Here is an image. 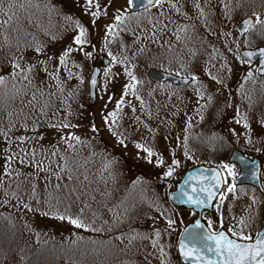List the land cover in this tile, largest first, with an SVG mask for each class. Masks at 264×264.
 Segmentation results:
<instances>
[{
    "label": "trees",
    "instance_id": "16d2710c",
    "mask_svg": "<svg viewBox=\"0 0 264 264\" xmlns=\"http://www.w3.org/2000/svg\"><path fill=\"white\" fill-rule=\"evenodd\" d=\"M84 2L86 3V0ZM93 2L98 3L99 0H93ZM64 3V0H31V3L29 0H3V7L0 8V77L5 79V85L0 88V109H2L0 111V130L5 133L0 136V178L3 180V184L0 185V264H153L149 258L145 260L142 257V250H145L142 241H150V238L152 241L148 243L147 248L160 249L164 253L166 264H170V261L174 262L175 259L170 252L174 246L171 237L180 231L186 220L183 218L181 222L175 223V212L179 214L182 210H174L165 206L163 204L165 192L156 191V181L159 184L168 185L167 188L172 186V183L165 179L168 171L165 174L162 173L163 176L153 179L142 174L141 168L139 170L138 167L125 165L127 172L124 170L119 174L113 167V161L109 160V155L106 153V156L103 153L105 149L97 147V141L94 138L91 139L90 136L84 134L77 135L82 143L76 145L73 152L67 149L62 141V137L69 135L71 127L60 130L51 126L53 124H70L73 116L78 112L77 106H75L76 111H70L69 108L68 111L60 112L58 108L56 109L55 103L61 107L66 106L71 97L78 100L82 91L85 92L83 83L87 71L83 70V60L67 58L65 67L53 55L59 51H62L60 53L62 55L63 47L73 50L77 48L73 41H69L74 25L69 27L65 17L70 16L79 21L87 30V40L92 38L81 17L71 9V12H68ZM228 4L230 7L222 11L217 22L210 15L206 18L201 17L198 22H195L192 20L194 16L191 15V22L187 28L188 35L185 31H180L182 22L178 24L176 18L180 19L181 15L176 16V9L169 6L163 8L162 11L166 13V16L175 21V23H169V20L165 19L164 23L168 25V30L171 31L170 28H172L173 32L176 31L180 40L176 39V35L161 34L169 39L171 51L168 49L167 53L160 56L161 59L159 57L164 65H159L154 59L148 67L174 74L180 72V76L189 78L195 75L197 81L191 79V83L186 87H174L169 83H154L146 77L145 68L142 71L138 70L141 75L137 74L135 65H138L141 56H129L134 46L127 41L129 38L126 39V37L134 31L142 30L139 36L138 32L134 36L138 37L139 41L141 38L143 42L145 37H143L144 23L142 22H148L149 19L154 21L159 14H150L151 11L135 13V19H126L124 25L114 24L116 38L110 37L111 43H107L105 46L113 57L119 59L127 67L126 75L131 72L136 77L138 83L134 89H130L132 78L127 75L129 82L126 84L125 90L130 89L128 96L137 97L147 90H150L151 96L154 95L153 87H148L147 83H149L157 87L166 86L170 93L178 92L181 96L188 97L187 100L192 105L197 106L199 102L201 103L200 111L194 117V126L190 127L192 134L184 143V148L188 152L203 151L206 153V160H203L202 163L217 167L225 165L230 152L235 148L249 153L257 154V152L253 145L251 147L249 145H243V147L233 145L235 143H232L233 141H230L225 133H220L221 139L215 138V136L202 138L204 136L201 137V133L205 134L210 130L209 117H205V113L210 111V107L212 105L217 107L220 104V97H223L222 107L224 110L230 107L235 109V98L242 96L245 105H249L247 109H251L250 112L262 114L261 116L264 117V86H259L264 84V78H257L251 73V66L244 63L237 55V49L242 45L247 48L264 46V27L256 25L243 42L235 41L229 32H225L221 28L223 23L226 24L228 21L241 17L255 18V15H259L264 20V0H227ZM177 9L181 11L179 5H177ZM103 10L106 12L105 6ZM129 15L132 14L129 13ZM103 16L104 14H101L98 20ZM20 20L29 21L31 24L29 32L23 33L22 27L18 25ZM124 27L126 30L120 31ZM32 30H40L45 35V41L40 42L33 38ZM155 34L160 36L158 32ZM185 40L188 41V44ZM161 41L162 39L154 45L158 47L157 45ZM174 41L183 45V56H181V52L179 54V47L174 45ZM136 42L138 41L136 40ZM34 43L45 45L49 50L43 49L41 55H34L32 51ZM239 44L240 46H238ZM19 46L23 50L29 48V52L39 61L24 60L21 55H18L22 53L17 50ZM72 54L74 53L72 52ZM101 55L105 54L98 52V56ZM43 59L49 62H45ZM13 63H19L25 73L29 67L35 66L30 77L33 80L31 86L27 81H22L19 76L15 79L12 78L11 74L15 72L11 66ZM41 63L43 64L41 65ZM212 64L221 71L225 70L224 77L219 78L222 81L220 84L213 77L215 71ZM241 64L245 65L241 68ZM47 65H49L48 68ZM53 66L54 69L51 70ZM74 67H77V70H74ZM63 68L65 72L70 73L69 79L73 78L77 83L75 89L71 91L72 95L65 98L63 95L62 99L60 95L56 97L52 94V85H43L40 80L44 76L53 78L55 74H58V82H62ZM43 69H46L47 72H42ZM249 73H251V77H249ZM226 75L230 78L227 79ZM236 77L237 80H231ZM81 80L83 83L80 82ZM54 82L56 85L57 79H54ZM229 84L232 85L230 89L228 88ZM37 88L40 89L36 93L37 101L28 105L34 89L36 91ZM24 92H27V95H24ZM17 93L20 94L17 95ZM201 95H203V99L200 98ZM52 96H55L56 99ZM44 105H48L47 115L41 116L39 110ZM21 109H23V115L20 114ZM146 113L149 114L148 110ZM33 120L36 121L38 131L33 130ZM13 124L15 127H12ZM21 125H26V127H21ZM168 125L169 128H176L174 124L168 123ZM9 128L12 130L9 131ZM126 128L116 117L113 131L117 135L114 136L111 131L110 133L116 138L124 139L125 144H132L133 142L129 140H132L133 135L128 134ZM72 135L74 134L72 133ZM36 136L43 137V139L28 140L29 137ZM100 136L97 131L96 138L99 139ZM21 137L25 138L27 143L20 144L18 138ZM70 143L74 144L75 142L70 141ZM246 143H251V140ZM144 148L150 149L154 153L157 152L154 146L145 145ZM32 151L37 153L36 160H43L46 165L49 163V158L59 162V155L66 158L71 157L73 163L79 161V164L83 165L79 169L81 179L86 175L88 180L85 184H77V189L83 188L87 195L83 196L81 201H77L73 197L63 200L60 204H57L55 200L51 204L47 203L48 195L38 194H41L44 187L47 189L57 183L55 177L49 175V171L54 170L56 164L53 163L51 169L47 171H38L30 158L24 156L25 152ZM53 151L57 152L56 157L51 156ZM259 152L264 153V150H259ZM17 153L20 157L29 160V163L21 164L17 157L9 165V157L15 156ZM8 167L11 168V176L4 175L9 169ZM17 172L20 173L19 177L16 175ZM167 177L171 178V176ZM65 183L71 186L68 181ZM30 192H34V195H30ZM157 195L162 196L157 198ZM246 196L256 202V209L262 207L263 202L258 195L248 191ZM84 204L89 207L84 208L81 219L86 225L100 229V231L85 232L66 222L61 223L51 218L57 214L80 216ZM25 205H28L32 211H28ZM226 205L227 201L221 209L220 217H224ZM169 208L170 210L167 211ZM46 212L50 213L47 217L44 215ZM169 221H173L171 227H169ZM156 233H159L158 237Z\"/></svg>",
    "mask_w": 264,
    "mask_h": 264
},
{
    "label": "rangeland",
    "instance_id": "374dc122",
    "mask_svg": "<svg viewBox=\"0 0 264 264\" xmlns=\"http://www.w3.org/2000/svg\"><path fill=\"white\" fill-rule=\"evenodd\" d=\"M64 1V6L66 7L65 9L68 12H71V9L76 13L77 16L81 17L82 22L89 29L90 37L92 35V38H89V40H87L86 38V40L89 42L86 44V46H84L82 51L73 50L72 52L74 54L71 53V55L67 57L69 59H75L78 61L83 60V70L85 71L86 69L87 71L85 75V81L83 83V86L85 87V92L82 91V95L78 98V100H75L73 99V97H71L66 106L61 107L59 104L57 105L55 103L56 109L58 108L60 112L68 111L69 108L70 111H76L75 106H77V115H74L72 120L70 121V125H72L73 127H71V130H69V135H72V133L75 136H81V134H84L86 136H90L91 139L94 138V140L97 141V147L105 149V152L103 151V153L106 156L107 154L109 155V157L111 158H109V160L113 161V167L119 172V174L120 171L123 172L127 166L138 167L139 170L141 168L140 171H142V174L150 176L154 179L156 177L163 176L161 174H165L169 170V168H171L173 173L171 178L168 179V177L165 176V179H167V182L169 181V183H172L173 186L174 178L178 174H181V172H183L185 169L193 167L194 165H198L203 160H206V153H204L203 151L197 150L188 152L184 148V143L190 138L192 134V130H190V127L192 125L194 126V117L195 114L200 111L201 103L199 102L198 105L196 104L197 106L192 105L191 103H189V100H187L188 97L181 96L178 92L170 93L169 88H167L166 86L157 87L149 83H147L148 87H153L154 95L151 96L150 90H147L137 96L138 98L130 97L128 95L125 96V86L129 82L128 77L125 73L127 67L123 65L119 59H116V62L114 63L108 55L110 51L106 49L105 46L107 44V28L109 26H113L115 24V17L120 14L121 10L127 8V0H99L98 3H94V5H99V10L102 7L101 14H104V16L101 17L100 20L97 19L95 21H93V18L90 15L87 4L84 2V0H79V3H76L75 0ZM175 1L176 0H173V2ZM197 2H199L200 9H197L195 7ZM175 3L176 5H179L181 9V18H176L177 23L181 24L182 22L181 28L186 29L185 32L187 33V35V28L191 22V15L194 16V19L192 20L198 22L201 18L200 10H203L204 17L202 18H206L208 15H210V17H214L215 22H217L218 18L221 17L222 11L230 7L229 4L227 5V7H225V5L220 2V0H211V3H209V0H177ZM104 6L106 12H104L103 10ZM165 6L168 5L166 4ZM95 10L97 9L94 7L93 11ZM162 10L163 9L153 8L151 9L150 14H159ZM180 15H178L176 12V16ZM248 18H251L253 24H255V18ZM244 19L245 17H241L236 18L232 21H228L226 24L223 23L221 28H223V31L229 32L231 34V37L235 41L243 42L246 37L248 38L252 30L248 31L241 39H239L235 27L241 20ZM142 23H144L143 37H145L143 42L141 41V38L139 41L138 37L134 36L136 32H138L137 35L139 36L142 30L134 31L126 37V39L129 38L127 41L130 44L132 43L134 46V48L129 53V56H141L138 65H135V70L139 75H141L139 71H142L144 68L145 71L149 69L148 65L154 59H156L159 65H164L163 62L160 60V56L167 53L169 47H171L169 39L165 35L161 34L160 36H157V41H159L160 39H162V41L159 45H157L158 47H156L154 45L155 43H153V41L149 38L154 34L155 30L152 28V25L148 22ZM18 25L19 27H22L23 33L29 32V28L31 26V24H29V21L20 20L18 22ZM170 29L171 31L167 30L165 33L171 36H173L174 33L176 35V31L173 32L172 28ZM32 34V37L40 40V42L45 41V35H43L40 30H32ZM77 34L78 31L72 30L69 41L72 42ZM190 35L191 27L189 38ZM184 36H186L185 33ZM136 40L138 42H136ZM186 42L188 44V41ZM161 43L164 44L163 47L161 46ZM174 45L179 47V54L181 52V56H183V45L180 44V42L178 41H174ZM38 46H42L44 50L48 49V47L45 45H39L34 43L32 45V51L34 55L36 54L35 49ZM238 46H240V44ZM255 48L257 47L247 48L242 45L237 49V55L240 57L239 52L241 50H254ZM68 49L67 47H63L64 52ZM141 49H143V51H141ZM17 50L22 52L18 55H21L24 60L27 61L28 59H33L39 61L38 58H36L33 54L29 52V48L23 50L22 47L19 46ZM95 50L97 52H95L97 55L98 52H100L101 54H105L99 56L96 66L100 67L102 57L109 59L110 64L107 67L102 68V76L100 77L99 85L96 90V102L93 106H89L87 102V80L91 68L90 59L92 55H94ZM61 52L62 51L53 53L56 60L57 58H59V56L61 57ZM85 53H89L90 58L86 56ZM171 58L173 57L171 56ZM240 58L244 63L251 66V73H253L258 78L257 62L251 63L248 60L243 59L242 57ZM43 61L49 62L46 59H43ZM52 63L53 65H55L54 62ZM42 64L43 63H41V65ZM244 65L245 64H241L240 67L242 68ZM46 67L48 68L49 65H47ZM212 67L215 71L213 74L214 79L216 81H220L219 78L224 77L223 72L225 70L223 69L221 71L219 68H217L216 65L213 66V64ZM53 69L54 66L51 67V70ZM74 70H77V67H74ZM109 70L110 76L105 77L104 73L109 72ZM63 71L64 75H61V79L63 81H60V83L58 82V74H55L53 78H48L47 76H44L40 80L43 85H52V94H54L56 97L60 95L62 99L63 95L64 98L69 96L70 94L72 95L71 91L75 89L77 83V81H75L73 78L71 80L69 79L71 75L69 72H65L64 68ZM42 72H47V70L43 69ZM226 78L229 79L230 77L226 75ZM54 79H57L56 85ZM233 79L237 80V77L231 78V80ZM61 85L65 86L61 88ZM259 86H264V84H261ZM231 87L232 85L229 84L228 88L230 89ZM188 92L189 91L187 90V93ZM55 96L52 97L55 98ZM122 99L124 103L123 105H121V110H118L117 104ZM219 102L220 104L217 105V107H214L212 105L210 107V111L205 113V117H209L210 130L208 131V133H201V137L204 136L202 138L206 139L207 136H215V138L221 139L220 133H225L226 135H228L229 140L233 141L232 143H235L233 144L235 146L243 147V145H249L251 147V145H253V148L257 152V154H255V152H251V155L260 158L262 162H264V153L259 152V150H264V117L261 116L262 114L258 115L254 112H250L249 110L251 109H247L249 105H245L244 98L242 96L235 98V109L234 107H230L229 109L224 110V108L222 107L224 102L223 97H220ZM133 109H135V111H133ZM146 110H148L149 114L146 113ZM113 112L117 113L118 121L121 122L125 127H127L126 132L128 134L133 135L132 140H129L133 142L132 144L121 145L120 143H118V138L111 135L109 131V125L105 124V119H111V113ZM255 112L258 111L255 110ZM237 121H239V123H237ZM168 123L174 124L176 128H169ZM245 124L248 125L247 128L244 127ZM93 127H95L98 130V133L101 135L99 139L96 138L97 132L93 133L91 131ZM250 140L251 143H246V141ZM137 145H140L142 147H144L145 145L156 147L157 152L155 153L156 155L153 157V163L147 162L146 153L140 151L137 148ZM157 156L160 157L163 161V164L160 167L156 166ZM188 157H191V159H188ZM174 161L178 162V167L174 166ZM125 165L127 166L125 167ZM125 172H127V170H125ZM156 182V191L159 193H166L168 185L159 184L158 181ZM50 190L51 186L47 187V189L46 187H44L42 189L41 194L39 193L38 195H49L47 193L50 192ZM246 194L247 192L245 191L243 195L239 196L238 198L233 195L231 196V198L229 199L228 206L226 207L224 217H215L211 214L210 216L204 215L203 217L205 221H207L208 223L209 221H211V225L214 226L213 228L215 230L220 228L221 225L223 226L225 224V226L229 227L228 229H234L237 233L243 232V234L245 235L253 236V234L264 222V207H258L256 209V202L251 203L252 201L246 197ZM30 195H34V192H30ZM160 196L162 195H157L156 197L158 198ZM163 198L168 204L165 195H163ZM165 202H163V204L165 206H168ZM250 203L251 207L254 209L253 213L249 210ZM169 210L170 208L167 209V211ZM182 211L181 213L179 212V214L175 212V223L181 222L183 218H185L186 221L194 218L191 213ZM240 221H243L242 226L240 225ZM177 234H173V236L171 237V241L174 242V246L175 241L177 239ZM151 241V238L150 241H142L145 245V250H142V257L145 260L149 258V261H151L153 264H166L165 258L163 257L164 253L160 249H157L156 247L147 248L148 243ZM174 246L172 250H170L171 255H175ZM139 253H141V250H139ZM170 264H176V262L170 261Z\"/></svg>",
    "mask_w": 264,
    "mask_h": 264
},
{
    "label": "snow or ice",
    "instance_id": "6c2138e0",
    "mask_svg": "<svg viewBox=\"0 0 264 264\" xmlns=\"http://www.w3.org/2000/svg\"><path fill=\"white\" fill-rule=\"evenodd\" d=\"M75 2L79 3V0H75ZM220 2L224 4L225 7H227V0H220ZM29 3H31V0H29ZM209 3H211V0H209ZM86 4L89 10V13L93 18V21L99 19L101 15V11L99 10V5L98 4L94 5L93 0H86ZM166 4L170 8L176 9V12L178 15L181 14L179 9H177L176 3H174L173 0H127V8L121 10L120 14L115 17V25H124L126 19L127 20L135 19V12L141 7V5H144L146 11H151V9L153 8L163 9ZM2 7H3V0H0V8ZM94 7L97 10L93 11ZM195 7L197 9H200L199 2L196 3ZM129 13H131L132 15H129ZM200 16L204 17L203 10H200ZM65 19L68 22L69 27L74 25L73 30L78 31V34L74 37L73 43L77 46L75 50L82 51L83 47L87 44V40H86V37L88 35L87 30L80 24L79 21L74 20L72 17L68 16V17H65ZM165 19H168L169 23H175V21L170 20V18L166 16V13L164 11H160L159 15L155 18L154 21L152 19H149L148 23L151 24L152 28L155 30L154 34L151 37H149L153 41V43L157 42V36L155 34L156 32L163 34L168 30V25L164 23ZM243 24H244V32H248V31L254 30L256 25H260L264 27V20H262L259 15H255V24H253V21L251 19L243 21ZM125 30H126V27L120 29V31L122 32ZM180 31H186V29L181 28ZM109 37L113 39L116 38L114 26H109L107 28L106 43H111V40L108 39ZM176 39L179 41L180 36L176 35ZM161 46L163 47L164 44L161 43ZM35 51L37 55H41L43 53V47L38 46L35 49ZM72 51L73 49H68L61 55V57L58 58L59 63L61 65L66 66L67 57L71 55ZM141 51H143V49H141ZM169 51H171V47H169ZM260 54L264 56V52H261ZM85 55L90 58L89 53H85ZM108 55L112 59V61L115 63L116 58L112 56V53L109 52ZM247 55H248V59H251V54H247ZM49 59H52V57H49ZM11 66L13 69H15V72L11 74L13 79L19 76L22 81H27L29 86L32 85L33 80L30 77H31V73L33 72V68L35 66L29 67L26 73L21 69V65L19 63H13ZM127 75L132 78V84L130 85V89H134L138 83L136 80V77L133 76L131 72H128ZM175 75L179 76L180 72H176ZM248 75L249 77H251V73H249ZM104 76L109 77L110 70L109 72H105ZM191 79L193 81H197V77L195 75H192ZM80 82L83 83V80H81ZM216 82L222 83V81H216ZM91 83L93 86H95L96 81L92 80ZM4 85H5V79L3 77H0V88H2ZM130 89L125 90L124 92L125 96L129 95ZM39 91L40 89L37 88L36 91L33 92V95L31 99L29 100L28 105H31L37 101L36 93ZM19 94L20 93H17V95ZM23 94L27 95V92H24ZM200 98L203 99V95H201ZM123 103L124 101L122 99L117 104L118 110H121V105H123ZM28 105H25V107H28ZM47 107L48 105L42 106L39 110V115L41 116L47 115V111H46ZM0 111H2V109H0ZM133 111H135V109H133ZM20 114L23 115V109H21ZM116 117H117V113L113 112L111 113V119L109 118L105 119V124L109 125V131H111L114 136L117 135V133L113 131V128L115 127V124H116ZM237 123H239V121H237ZM32 124H33V130L38 131L35 120L32 121ZM51 126L59 128L60 130L73 127L72 125L68 123H64L61 125L53 124ZM12 127H15V124H13ZM21 127H26V125H21ZM244 127L247 128L248 125L245 124ZM11 130L12 129L9 128V131ZM91 131L93 133H96L98 130L95 127H93ZM2 135H5V133L2 130H0V136ZM31 139L40 140V139H43V137L36 136V137L28 138V140H31ZM18 140L20 144L27 143V140L25 138L21 137V138H18ZM62 141L65 143L67 149L73 152L76 149V145H79L82 143L79 137L75 135L62 137ZM70 141H74L75 143L74 144L70 143ZM118 143H120L121 145H124L125 141L124 139L118 138ZM137 148L140 151H143L146 153L148 163H153V157L156 155L153 151H151L150 149L144 148L140 145H137ZM21 151H23V149H21ZM36 155L37 153L35 151L24 153V156H27L30 158L31 162L37 168L38 171H47L51 169V165L53 163L56 164V168L54 170L49 171V175L54 176L57 183L51 185L52 191L49 193L48 197H46L47 203L51 204L52 201L55 200L57 204H60L62 203L63 200L71 199L73 197L75 198V200L81 201L82 197L87 195V192H85L83 188L79 190L77 189V184H85V182L88 180V177L86 175L83 177V179H81V174H80L79 169L83 165H80L79 161H76L75 163H73L71 157L66 158L63 155H59L58 157L59 162H57V160H53L49 158V163L46 165L43 160L37 161ZM57 155L58 154L56 151H53L51 153L52 157H56ZM17 157H19L21 164L29 163V160L24 159V157H20L19 153H17L15 156L9 157L8 159L9 165H11L12 161L17 159ZM188 159H191V157H188ZM237 159L240 161V163L245 168L248 167V164L246 161H244L243 159L239 157H237ZM156 161H157L156 163L157 167L162 166L163 161L160 157L157 156ZM173 163H174V166L178 167V162L174 161ZM222 167L227 169L229 176L235 177L236 173L231 167H228L227 165H223ZM172 174H173L172 169L169 168L167 172V176L170 177L172 176ZM4 175L11 176L10 167L4 173ZM16 175L17 177H19L20 173L17 172ZM218 176H219V173H217L216 176H214L212 179L216 180ZM65 181H68L71 184V186H69V184H66ZM2 184H3V180L2 178H0V185ZM215 187L217 188L220 187V184L218 181L215 184ZM33 188H35V186H33ZM193 191H196V190L193 189ZM202 191H204V194L207 197V200H198L196 202L197 206L209 207L210 205L208 201L215 198V193L212 191H209L208 189H202ZM228 191L229 192L233 191V188L229 187ZM220 199L223 200L224 197H220ZM190 200H191V197H189V201ZM88 207L89 206L87 204H84V206L81 208L80 216H77V217H72L66 214H57V215L52 216L51 218L61 223L66 222L70 224L71 226H73L74 228L82 229L85 232L100 231V229L91 228L90 226L86 225L83 219H81V217L84 214V208H88ZM25 208H27L28 211H32V209L28 207V205H25ZM44 215L47 217L50 215V213L46 212L44 213ZM172 223L173 221H169V227H171ZM240 223L243 224V221H240ZM211 226H212L211 221H209V228H211ZM196 228L197 229L203 228V225L197 223ZM228 232H230L231 235L235 237V239H230L229 236L226 235L224 232H220L219 234H211V235L192 234L189 236V239L200 241L201 243L204 244V248L202 249L203 251H207L213 254L215 257L219 258L218 260L217 259L207 260L205 264H264V233H257V238L255 242H252L253 241L252 236L245 235L243 234V232L237 233L234 229H231V228L228 229ZM156 235L158 237L159 233H156ZM133 239H135V237H133ZM237 240L241 241V243H238ZM186 248H187V245H181V251L184 254L186 259L200 260V261L204 260V256L199 255L198 253L196 255H192V253L197 252L195 248L191 249L190 251H185Z\"/></svg>",
    "mask_w": 264,
    "mask_h": 264
},
{
    "label": "water",
    "instance_id": "95a60500",
    "mask_svg": "<svg viewBox=\"0 0 264 264\" xmlns=\"http://www.w3.org/2000/svg\"><path fill=\"white\" fill-rule=\"evenodd\" d=\"M145 10L144 5L136 10V12H140ZM250 18L244 19L236 25V30L239 34V38L241 39L247 32H244V24L243 21L249 20ZM252 20V19H251ZM264 52V47L256 48L254 50H243L240 51V56L248 60L251 63H258L257 68V76L264 77V56L260 53ZM251 54V59H248V55ZM92 64L96 61V56L92 57ZM103 64L107 65L108 61L103 59ZM100 76V69L98 66H93L90 71V75L88 78L87 86H88V103L90 105H94L96 102V94L95 89L97 87L98 78ZM147 77L151 80L156 82H170L177 86H183L190 82L187 78H179L173 76L168 73H164L157 69H149L147 71ZM95 80V86L92 85L91 81ZM187 81V82H185ZM237 157L243 159L247 162L248 167H244ZM228 164H237L240 168L239 174L233 179L232 185L240 186V185H250L257 189L264 198V190L261 186V163L258 159L253 158L249 159L245 157L239 151H233L231 156L228 159ZM219 173V176L216 180L212 178ZM217 181L220 184V187H215ZM195 189L196 191H193ZM202 189H208L215 193V198L209 200V207H200L197 206L198 200H207V197L204 194ZM223 190V178L219 169L215 167H207V166H196L188 171H186L182 176L177 177V183L175 184V188L173 190H169L166 193V198L168 203L175 207V208H183L185 210H190L196 213V218L191 222L188 223L180 232L176 243V256L181 264H205L207 260L210 259H219L215 257L213 254L203 251L204 244L198 240L189 239V236L192 234H202V235H211V234H219L220 232H224L226 235L229 236L230 239H235L231 237L227 232L224 230H219L216 233H212L206 224L202 221V214L204 211L211 212L212 207L215 204V211L218 213L221 205V199L217 197L221 194ZM189 197L191 200L189 201ZM217 201L215 202V200ZM199 223L203 225V228L197 229L196 224ZM258 233H264V225L259 230ZM257 235L254 237L252 242H255ZM238 243L241 241L237 240ZM181 245H187L185 251H190L191 249L195 248L197 250L196 253H192V255H199L204 256V260H190L186 259L184 254L181 251ZM214 247V245H213Z\"/></svg>",
    "mask_w": 264,
    "mask_h": 264
},
{
    "label": "flooded vegetation",
    "instance_id": "af4514ba",
    "mask_svg": "<svg viewBox=\"0 0 264 264\" xmlns=\"http://www.w3.org/2000/svg\"><path fill=\"white\" fill-rule=\"evenodd\" d=\"M262 186H263V188H264V180L262 179ZM251 188V187H250ZM253 189V188H252ZM259 195H260V193L259 192H257Z\"/></svg>",
    "mask_w": 264,
    "mask_h": 264
}]
</instances>
